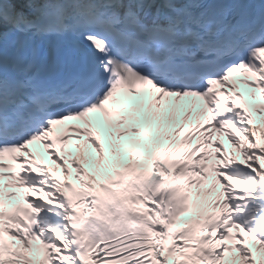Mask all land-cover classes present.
<instances>
[{
    "label": "snow or ice",
    "instance_id": "obj_1",
    "mask_svg": "<svg viewBox=\"0 0 264 264\" xmlns=\"http://www.w3.org/2000/svg\"><path fill=\"white\" fill-rule=\"evenodd\" d=\"M0 264H264V0H0Z\"/></svg>",
    "mask_w": 264,
    "mask_h": 264
}]
</instances>
